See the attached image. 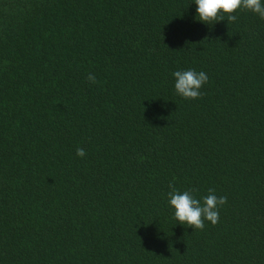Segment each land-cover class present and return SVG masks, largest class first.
Returning a JSON list of instances; mask_svg holds the SVG:
<instances>
[{"label":"trees","instance_id":"trees-1","mask_svg":"<svg viewBox=\"0 0 264 264\" xmlns=\"http://www.w3.org/2000/svg\"><path fill=\"white\" fill-rule=\"evenodd\" d=\"M195 8L0 0V264H264V19ZM169 184L226 197L217 223L178 224Z\"/></svg>","mask_w":264,"mask_h":264},{"label":"clouds","instance_id":"clouds-1","mask_svg":"<svg viewBox=\"0 0 264 264\" xmlns=\"http://www.w3.org/2000/svg\"><path fill=\"white\" fill-rule=\"evenodd\" d=\"M194 4L196 20L206 26L225 21V18L228 22L236 21V13L241 9L264 19V0H194ZM171 75L175 94L185 100L199 99L203 86L208 82L206 72L193 68L178 69ZM88 79L94 82L92 75H89ZM76 155L84 157L85 152L82 148H77ZM167 195L173 219L178 224H187L193 229H203L205 221L215 225L219 219V211L226 203V197L217 196L212 189L197 198L194 190H180L169 184Z\"/></svg>","mask_w":264,"mask_h":264}]
</instances>
